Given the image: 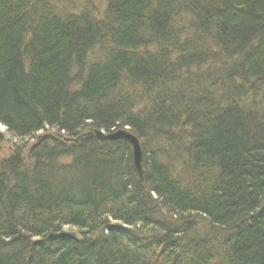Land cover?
Returning <instances> with one entry per match:
<instances>
[{"label":"trees","instance_id":"16d2710c","mask_svg":"<svg viewBox=\"0 0 264 264\" xmlns=\"http://www.w3.org/2000/svg\"><path fill=\"white\" fill-rule=\"evenodd\" d=\"M0 124V264H264V0H0Z\"/></svg>","mask_w":264,"mask_h":264},{"label":"water","instance_id":"95a60500","mask_svg":"<svg viewBox=\"0 0 264 264\" xmlns=\"http://www.w3.org/2000/svg\"><path fill=\"white\" fill-rule=\"evenodd\" d=\"M85 137H90L99 142H125L129 145L132 152V161L135 168V172L139 180L143 181V168H142V150L139 140L129 131L127 128H120L110 130L109 132L95 129L87 128L82 133H80L77 139H66L65 142L76 143L79 139ZM71 239L76 241V237L69 232H59V233H49L40 241L43 243L53 242L59 239Z\"/></svg>","mask_w":264,"mask_h":264},{"label":"bare ground","instance_id":"6f19581e","mask_svg":"<svg viewBox=\"0 0 264 264\" xmlns=\"http://www.w3.org/2000/svg\"><path fill=\"white\" fill-rule=\"evenodd\" d=\"M51 134V137L52 138H55L56 140L58 141H61V142H65V140L67 139V137H65L64 133L63 132H55V131H51L49 132ZM64 232H67V231H64ZM70 233V232H69Z\"/></svg>","mask_w":264,"mask_h":264},{"label":"rangeland","instance_id":"374dc122","mask_svg":"<svg viewBox=\"0 0 264 264\" xmlns=\"http://www.w3.org/2000/svg\"><path fill=\"white\" fill-rule=\"evenodd\" d=\"M96 2H97V0H95ZM47 132H51V130H46ZM0 132L1 133H3V134H5V128L0 124ZM42 133V132H41ZM41 133H39L38 135H41ZM48 134H50V133H48ZM7 136L5 135V138H6ZM6 139H8V138H6ZM25 143H26V141H24ZM30 143V142H29ZM64 231H67V232H69L68 230H64ZM198 233V232H197Z\"/></svg>","mask_w":264,"mask_h":264}]
</instances>
